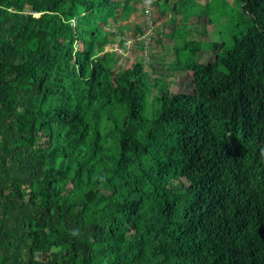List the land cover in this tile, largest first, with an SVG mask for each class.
Segmentation results:
<instances>
[{
  "label": "trees",
  "instance_id": "obj_1",
  "mask_svg": "<svg viewBox=\"0 0 264 264\" xmlns=\"http://www.w3.org/2000/svg\"><path fill=\"white\" fill-rule=\"evenodd\" d=\"M238 3L176 52L185 94L113 73L119 1L0 0V264H264V0Z\"/></svg>",
  "mask_w": 264,
  "mask_h": 264
},
{
  "label": "rangeland",
  "instance_id": "obj_2",
  "mask_svg": "<svg viewBox=\"0 0 264 264\" xmlns=\"http://www.w3.org/2000/svg\"><path fill=\"white\" fill-rule=\"evenodd\" d=\"M117 1L120 5L115 18L102 28V34L108 40L103 53L111 55L113 73L129 68L135 61L141 62L153 92L155 82L159 81L172 92L191 94L194 86L190 73L173 68L180 48L186 41H215L219 33H226L229 22L239 25L247 18L243 16L238 0H193L192 5L178 3L181 0ZM186 56L183 52L179 58L185 62ZM212 59L208 50L201 51L196 57L201 64ZM98 188L101 190V186ZM82 207L77 204V209ZM56 254L65 256L64 250Z\"/></svg>",
  "mask_w": 264,
  "mask_h": 264
}]
</instances>
